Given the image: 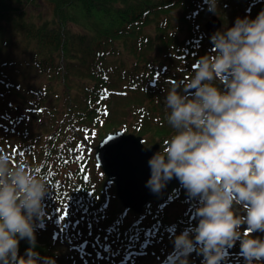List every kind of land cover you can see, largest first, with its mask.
<instances>
[{"label":"trees","instance_id":"1","mask_svg":"<svg viewBox=\"0 0 264 264\" xmlns=\"http://www.w3.org/2000/svg\"><path fill=\"white\" fill-rule=\"evenodd\" d=\"M26 1L32 2L0 0V45L7 43L13 28L30 32L34 49L22 67L33 68L35 62H40L48 68L43 69L47 81L37 90L28 83L27 89L23 83H15L8 68L12 72L18 69L14 65L2 69L7 62L4 59L9 58L0 52V92L13 93V101L26 105L27 119H38L44 112L52 120L60 114L61 122L43 135L37 151L28 141L17 147L14 155L4 145L0 149L8 152L14 162L27 161L49 182L42 218L35 221L36 243L42 245L36 251L58 261L56 258L67 256L70 249L83 247L86 253L101 250L113 264H135L136 254L143 255L151 240L165 245L168 239L174 242L175 235L196 226L198 201L180 182L164 199L151 200L141 214L131 211L130 217H125L127 211L116 198L113 185L96 165L93 148L118 127L141 135L151 127L149 124H158L155 111L162 113V105L166 108V86L162 83L183 82L192 74L196 61L212 52V34L199 21L200 11L209 0H46L53 15L41 24L32 20L34 15L32 19L24 15L22 4ZM217 2L233 5V11L248 16L264 9V0ZM174 9L179 11L178 18ZM72 21L80 25L78 30L67 26ZM154 22L157 33L142 30L143 25ZM122 46L126 56L120 51ZM54 66L57 68L51 69ZM142 91L158 105L141 99ZM118 98L134 106H125L133 121L113 122L118 127L109 129L112 124L104 127L102 119L110 116L107 108L103 109L107 103H99ZM57 101L63 105L61 108ZM136 112L139 117L134 116ZM23 118L18 111L8 117L16 124ZM0 122L4 123L2 119ZM160 123L168 126L166 118ZM5 145L11 146L8 142ZM27 243L26 239L19 241L20 256L25 255Z\"/></svg>","mask_w":264,"mask_h":264},{"label":"clouds","instance_id":"2","mask_svg":"<svg viewBox=\"0 0 264 264\" xmlns=\"http://www.w3.org/2000/svg\"><path fill=\"white\" fill-rule=\"evenodd\" d=\"M209 9L217 11V0ZM211 41L212 52L166 91L172 134L150 157L146 186L158 192L176 178L198 201V224L174 238L178 264H188L193 250L201 264H221L237 241L245 264H260L264 239L252 233H264V9L254 19L237 17ZM48 184L0 149V264H56L36 251L35 221ZM21 239L29 243L24 256Z\"/></svg>","mask_w":264,"mask_h":264},{"label":"rangeland","instance_id":"3","mask_svg":"<svg viewBox=\"0 0 264 264\" xmlns=\"http://www.w3.org/2000/svg\"><path fill=\"white\" fill-rule=\"evenodd\" d=\"M46 0H32V2L24 3L22 4L23 9L25 11L24 15L27 17V19H32V16L34 15V19L37 23L41 24L42 20L44 21L46 19H50L53 15L52 11L50 10L49 6L46 5ZM221 6V7H220ZM177 6L175 5L174 8ZM257 8V7H256ZM235 10L233 5L225 6V4L221 2H217V11L213 12L209 9V5L205 6L201 11V17L199 21L204 26V24L209 20V18L212 15L217 16V18L220 20V25L217 30H225L227 27H231L234 25L237 17L244 18L248 17L250 19H254L259 13L250 11L249 14H252L251 16L245 15V12L242 11H233ZM174 12V15L176 18L179 16V11L177 9L172 10ZM153 20H151L152 22ZM28 25V23H27ZM155 25H157L155 22L150 24H145L142 26V30L144 31H151L153 34L157 33ZM68 27L72 26L74 29L78 30L80 28V25L75 24L73 21L70 22ZM2 34V33H0ZM9 39L6 44L0 45V52L3 55L4 58H9L6 63H3L1 68L7 69L8 65H14L18 71L12 72L10 68L9 73L10 77L14 80L15 83H22L23 86L26 88L27 83L33 87V89L36 88L39 89L41 84L45 83L47 80L45 78L44 70H47V67H42V65L39 63H36L33 65V68H26L24 69L22 66L27 65V58L30 59V53L34 49L33 42V36L30 32H26L23 29H12V33L9 34ZM121 53L125 55L123 46L121 47ZM0 55V56H2ZM126 56V55H125ZM152 59H149V61ZM161 60V59H160ZM61 62V61H60ZM31 63V62H30ZM20 66V67H19ZM60 68H63L62 66H59ZM57 66L52 67L51 69H56ZM41 71V73L36 72V70ZM16 74V75H14ZM43 74V75H42ZM30 78L32 81L29 83L27 82V79ZM55 81V80H54ZM181 82V80H179ZM175 82H169L164 81L162 83L163 86H166L165 93L169 87ZM61 85H59L60 88ZM27 89V88H26ZM63 90V89H62ZM2 91V90H1ZM142 95L140 96L141 99L144 100H150L151 103H153L150 97H148V92H141ZM0 120H3V124L0 122V148L2 145L4 147L11 151V154L16 153L17 147H20L24 145L25 141H28L29 144L32 145V147L35 149V151L39 150L42 146L43 141V135L47 132L51 131L53 128L56 129L60 122H61V116L58 114L56 116L55 120H52V118H48V116L41 112L38 119H27V107L26 105H22L21 103H18L14 100L13 93H6V92H0ZM9 96V97H8ZM160 98V97H159ZM11 100L10 102L7 100ZM25 100V99H24ZM27 100V99H26ZM158 100V99H157ZM56 101H54L55 103ZM53 103V104H54ZM106 106L103 109L108 110L109 115L107 117L102 118L105 122L103 125L106 127V125L112 124L109 129L114 127L117 128L118 126H113L114 123H122V122H131L133 120H129L128 112L125 106H129L130 108H134L132 104H128L126 99L118 98L117 100H104L103 102L99 103V106L104 105ZM14 104H18L19 106L17 108L14 107ZM153 104H157L154 100ZM36 105V104H35ZM57 105H60L59 108H61L63 105H61L57 101ZM98 106V105H97ZM163 106V105H162ZM160 107L162 110V113L158 111V109L155 111V116L158 119V124H149L151 127L147 128L145 130V133L141 134L143 139V143L146 146H149L155 142H159L160 144V150L162 147L165 146V142L168 139V137L172 134V130L169 126H167L165 123L162 122L167 115V109L164 107ZM100 108V107H99ZM18 109V110H16ZM101 110V108H100ZM23 113L24 118L20 122L12 121L8 119L9 116L15 115L16 112ZM35 109H32V112H34ZM92 113L99 117V114L95 113V111H92ZM128 116V117H127ZM135 117H139V114L136 112L134 113ZM118 124V125H119ZM15 130L12 131V127L15 126ZM22 125V126H20ZM51 125L53 126L51 128ZM25 129L26 131H21V129ZM107 128V129H108ZM117 129H121L118 127ZM116 129V130H117ZM164 129H170L169 133H166ZM112 131H115L114 129ZM111 131V132H112ZM109 133V132H108ZM127 133V132H126ZM106 135V134H105ZM104 135V136H105ZM5 136V137H3ZM103 136V137H104ZM157 139V141H154ZM146 140V141H144ZM10 143L11 146L7 147L5 143ZM32 142V143H31ZM27 143V145H28ZM9 145V144H8ZM94 152V151H93ZM30 151H27V155L30 157V159H34L32 157V154H30ZM26 155V158H27ZM94 157V156H93ZM98 167V166H97ZM99 168V167H98ZM100 170V168H99ZM101 171V170H100ZM102 172V171H101ZM165 198V197H164ZM162 198V199H164ZM161 200V199H157ZM241 207V206H237ZM145 208V207H144ZM123 209H125L123 207ZM127 213H124L125 217H130L131 210H127ZM144 210V209H143ZM240 215H244V212L241 211ZM246 225H242L241 228H245ZM253 236H260L262 239H264V233L261 232H255L252 233ZM161 243V242H160ZM157 242H152V240L147 244V248L145 249V252L143 255H140V257L136 254L137 259L135 260V264H178V259L174 258L173 250L175 249L174 242L168 239L167 243L165 245H161ZM155 245V247H154ZM42 247V245L36 243V248ZM149 247V249H148ZM29 248V243H27L26 249ZM148 249V250H147ZM147 250V252H146ZM90 251V250H89ZM44 252V250H43ZM143 253V252H142ZM141 254V253H140ZM41 256V255H40ZM42 257V256H41ZM66 257H68L66 259ZM135 257V258H136ZM132 258V257H131ZM130 258V259H131ZM174 258V259H173ZM58 261H56V264H113V261L105 257V255L102 253L101 250H96L92 254V252H87L86 249L83 247H76L74 249H70L68 252V255L65 257H58L56 258ZM203 260V256L201 254H198L196 250H193L188 255V264H201V261ZM115 262V261H114ZM118 263V262H116ZM124 264V263H123ZM128 264H130L128 262ZM221 264H245L244 258L240 255V245L239 242H236V244L233 247L226 248L225 252V259L221 261ZM260 264H264V258H261Z\"/></svg>","mask_w":264,"mask_h":264},{"label":"water","instance_id":"4","mask_svg":"<svg viewBox=\"0 0 264 264\" xmlns=\"http://www.w3.org/2000/svg\"><path fill=\"white\" fill-rule=\"evenodd\" d=\"M219 25L220 20L212 15L204 27L213 34ZM93 150L96 165L113 185L116 198L124 208L134 213H142L151 200L166 197L180 183L173 178L158 192L146 186L151 175L148 161L154 153L161 151L159 142L146 146L142 136L117 129L102 137Z\"/></svg>","mask_w":264,"mask_h":264}]
</instances>
